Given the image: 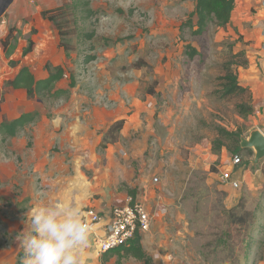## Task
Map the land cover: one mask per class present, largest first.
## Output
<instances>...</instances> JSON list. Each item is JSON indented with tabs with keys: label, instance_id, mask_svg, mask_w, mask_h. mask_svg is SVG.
<instances>
[{
	"label": "rangeland",
	"instance_id": "374dc122",
	"mask_svg": "<svg viewBox=\"0 0 264 264\" xmlns=\"http://www.w3.org/2000/svg\"><path fill=\"white\" fill-rule=\"evenodd\" d=\"M64 4L81 11L77 26L69 27L74 50L68 54L59 47L55 27L40 16ZM83 6L92 11L88 18ZM194 9L195 0H0V124L37 115L15 138L3 141L0 135V264H22L31 209L63 202L82 214H104L127 198L143 203L152 217L141 237L151 264L264 259L261 178L243 186L238 180L232 193L219 182L221 158L238 155L253 163L254 155H223L225 148L218 155L213 149L219 128H242L249 136L257 126L255 116L237 115L241 98L216 95L223 64L240 50L246 56L247 43L215 23L194 36L183 27ZM29 39L33 51L23 56ZM188 46L199 52L194 59ZM23 67L36 80L57 69L64 77L30 98L8 86ZM120 120L122 131L110 132ZM239 204L255 215L249 229L255 260L218 243L226 230L223 211ZM81 264L144 262L123 253L98 255L90 237Z\"/></svg>",
	"mask_w": 264,
	"mask_h": 264
},
{
	"label": "trees",
	"instance_id": "16d2710c",
	"mask_svg": "<svg viewBox=\"0 0 264 264\" xmlns=\"http://www.w3.org/2000/svg\"><path fill=\"white\" fill-rule=\"evenodd\" d=\"M235 1L236 0H195V9L188 16V20L183 24V27H189L194 36H202L209 23H215L218 28L226 29L231 22V15L235 8ZM84 5L89 4L85 2ZM83 7H85L83 9L84 12H86L85 18H88L92 14V11L88 10L87 6ZM80 13L81 11L79 10V5L77 4H64L57 8L42 10L40 12L41 18L44 21L51 23L57 30L59 36V47H61L67 54L74 50L70 40V33L72 31H69V27L71 25L77 26L76 17L77 15H80ZM194 18H197L196 25L194 24ZM77 35L80 38L84 36L88 39L94 38V34L81 35V33H78ZM10 37L11 35H9V37H7L3 42L5 49L7 44H9L8 40ZM33 46V41L29 39L28 47L23 51V56L29 55L33 51ZM14 47L15 46L11 47V50L7 51L6 54L10 56ZM187 49H189L188 57L190 59H194L199 55V52L194 48L188 46ZM234 58H238L239 62L234 61ZM14 65H16V63ZM247 65L248 60L243 52L233 54L230 62L225 63L222 66V75L219 79L220 89L216 91V95H219V98L221 99L230 97L241 98V102L236 106V111L237 115L242 120L248 119L254 113L251 92L249 89L241 86L237 72L238 68H243ZM63 77L64 70L57 69L56 72L51 73L47 79L36 80L31 71L27 67H23L19 71L16 78L8 83V86L14 90H24L28 97L33 98L38 95V93L48 91ZM72 85L74 84L72 83ZM150 94H154V89L151 90ZM36 118V114H24L10 123L3 121L0 124V135L3 136V141H6L7 138H15L23 131L27 124L34 122ZM124 124V120L114 123L110 128V132L120 133ZM244 133L245 131L242 128H238L234 131L219 128L218 138L217 141L213 143V149L217 151L218 155H220L223 148L233 154L246 151L241 148V138L244 137ZM260 167L263 175L261 196L264 199V163L261 164ZM132 195L133 197H136L135 191L132 192ZM133 202H135V198L133 199ZM222 217L226 220V230L222 232L218 239V243H220V245L223 244L228 249H231L233 255H236V253H239L241 256L246 255L248 253L250 243L249 229L255 220L254 213L247 211L242 204H239L235 208L224 210ZM122 253L124 257H133L144 262V264L152 263V259L146 255L142 248L140 236H137L128 246L120 247L104 255H120Z\"/></svg>",
	"mask_w": 264,
	"mask_h": 264
},
{
	"label": "crops",
	"instance_id": "0c3cea01",
	"mask_svg": "<svg viewBox=\"0 0 264 264\" xmlns=\"http://www.w3.org/2000/svg\"><path fill=\"white\" fill-rule=\"evenodd\" d=\"M223 30H226L228 32V35L233 36L236 35V32H238L239 38L241 34V39H243L247 43L246 59L248 60V65L239 69L240 73H244V75H240L239 81L241 86L249 89L252 95V105L254 113L249 118H253L255 116V122L257 126L254 130H260L264 134V10L261 6V0H236L235 8L231 15V22L227 26V28ZM243 40L242 42H244ZM242 46L243 43H241V47ZM240 52H243V50H240ZM244 137L247 139L249 138L246 133L244 134ZM247 150H249V152L251 151L255 157V153L253 150ZM226 152L227 150H224L223 155H225ZM225 161L226 158L224 156L223 158H221L219 164H222ZM247 164L249 166H247ZM236 170H238V173L236 174L235 172V177L240 181L242 186L257 175H259V177L261 178L260 183L262 186L263 175L260 165L255 166L252 161L251 163H244L243 160L242 167L240 169H235V171ZM227 189H229L231 193L234 192L230 187H227ZM126 200L123 199L119 203H124V201ZM259 213V219L263 224L259 226L264 229V207L260 209ZM261 228L258 227L256 231L257 238L263 236V233L259 232V229ZM253 230H255V227ZM254 233L255 231L253 232V234ZM140 237H142V235ZM249 242L251 245V247H249L248 249L249 258L253 257V259L255 260L257 249L252 248L253 242L252 236L250 237V235ZM256 260L253 264H264V259L260 258Z\"/></svg>",
	"mask_w": 264,
	"mask_h": 264
},
{
	"label": "clouds",
	"instance_id": "9594fccd",
	"mask_svg": "<svg viewBox=\"0 0 264 264\" xmlns=\"http://www.w3.org/2000/svg\"><path fill=\"white\" fill-rule=\"evenodd\" d=\"M29 217L22 264H81L92 226L79 207L56 202L31 209Z\"/></svg>",
	"mask_w": 264,
	"mask_h": 264
},
{
	"label": "built area",
	"instance_id": "2783aa9c",
	"mask_svg": "<svg viewBox=\"0 0 264 264\" xmlns=\"http://www.w3.org/2000/svg\"><path fill=\"white\" fill-rule=\"evenodd\" d=\"M261 6L264 10V0H261ZM242 165L243 160L238 155L220 164L219 182L238 189L240 183L235 177V169ZM82 218L92 226L89 238L93 240L98 255L128 246L137 236L148 233L152 225V217L143 203L133 202L130 198L104 214L88 209Z\"/></svg>",
	"mask_w": 264,
	"mask_h": 264
},
{
	"label": "water",
	"instance_id": "95a60500",
	"mask_svg": "<svg viewBox=\"0 0 264 264\" xmlns=\"http://www.w3.org/2000/svg\"><path fill=\"white\" fill-rule=\"evenodd\" d=\"M5 10V9H4ZM241 148L243 150L251 149L255 153L253 164L258 166L264 161V134L260 130H254L249 138H241Z\"/></svg>",
	"mask_w": 264,
	"mask_h": 264
}]
</instances>
